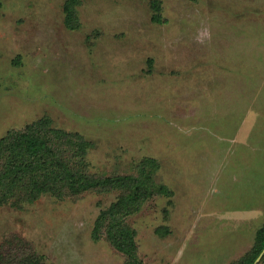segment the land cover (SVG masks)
<instances>
[{"label": "rangeland", "instance_id": "obj_1", "mask_svg": "<svg viewBox=\"0 0 264 264\" xmlns=\"http://www.w3.org/2000/svg\"><path fill=\"white\" fill-rule=\"evenodd\" d=\"M67 1L1 0L0 139L47 118L96 176L156 159L171 194L128 218L144 263L242 264L264 226V0H158L163 22L153 0H82L75 29ZM117 197L2 206L1 249L20 236L50 264H126L98 225Z\"/></svg>", "mask_w": 264, "mask_h": 264}, {"label": "trees", "instance_id": "obj_2", "mask_svg": "<svg viewBox=\"0 0 264 264\" xmlns=\"http://www.w3.org/2000/svg\"><path fill=\"white\" fill-rule=\"evenodd\" d=\"M81 3L82 0H68L65 4L70 29L79 26L76 7ZM152 8V20L163 22L160 1L153 0ZM82 140L76 134L51 127L47 118L0 139V207L33 203L44 195L65 200L91 190L116 189L117 200L99 217L98 225H105L106 238L126 256V264H145L138 252L137 231L128 218L156 193L171 194L165 184L157 182L159 162L154 158L145 161L139 174L99 177L89 173L82 163L86 150ZM13 239L15 242H8L4 251L0 246V264H50L23 238ZM263 249L264 226L258 231L256 247L242 264H253Z\"/></svg>", "mask_w": 264, "mask_h": 264}, {"label": "water", "instance_id": "obj_3", "mask_svg": "<svg viewBox=\"0 0 264 264\" xmlns=\"http://www.w3.org/2000/svg\"><path fill=\"white\" fill-rule=\"evenodd\" d=\"M263 254H264V249H263V251L261 252V254L259 255V257L256 259V261L253 264H257Z\"/></svg>", "mask_w": 264, "mask_h": 264}]
</instances>
